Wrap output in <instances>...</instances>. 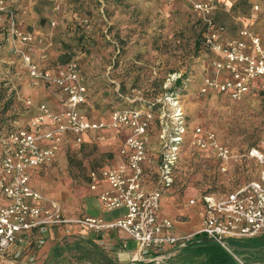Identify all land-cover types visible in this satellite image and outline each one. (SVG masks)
I'll use <instances>...</instances> for the list:
<instances>
[{"label":"rangeland","instance_id":"rangeland-1","mask_svg":"<svg viewBox=\"0 0 264 264\" xmlns=\"http://www.w3.org/2000/svg\"><path fill=\"white\" fill-rule=\"evenodd\" d=\"M10 2L17 8L18 27L31 32L33 40L29 43V53L26 44L9 41L6 28L0 27V119L12 117L21 121L30 111L24 102L28 72L23 53L17 48L37 62L45 61L43 64L58 63L68 54L70 59L82 60L97 77L87 105L91 113L108 118L121 107L114 91L123 87L133 95V102L141 101L139 108L151 110L154 120L149 135L154 141L158 135H175L180 124L186 126L174 182L182 206L183 195L200 191L225 194L232 186L259 176L262 166L249 158H243L241 166L231 169L234 178L219 173L215 158L206 156L191 143L193 127L201 125L241 154L260 145L264 134V81L242 99H234L215 88L203 91L206 79L223 75L214 65L217 55L198 47L203 25L197 22V17L206 24L190 1L173 6L159 0ZM215 2L216 8L209 17L224 28L225 39L238 38L247 29L264 44V0ZM187 3L192 5L194 13L187 10ZM59 4L62 13L58 11ZM105 75H111L110 85L104 86ZM180 77H183L182 85L175 87ZM31 84H34L32 79ZM171 87L174 92L169 90ZM102 139L109 141V137ZM101 141L68 153L66 164L60 161L49 171L47 176L54 184L53 189H59L65 199H80L89 193L90 186L92 189L93 175L98 171L95 163L117 148H107ZM154 143L155 151L160 149L158 140ZM148 148L151 151L149 145ZM79 237L83 236L65 240L62 250L57 252L66 255L64 264H101L92 254V246L82 243ZM39 249L23 252L19 257L9 256L1 264H13L12 260L24 258V264H40ZM179 252L163 260L164 263L192 264L183 258L185 255H177Z\"/></svg>","mask_w":264,"mask_h":264},{"label":"built area","instance_id":"built-area-1","mask_svg":"<svg viewBox=\"0 0 264 264\" xmlns=\"http://www.w3.org/2000/svg\"><path fill=\"white\" fill-rule=\"evenodd\" d=\"M164 1L172 3L176 0ZM188 1L205 20V47L217 55L214 65L223 75L218 79H206L203 91L215 88L234 99H242L251 91L255 80L264 81L261 38L243 29L240 37L225 39L224 28L209 17L216 8L215 0ZM0 27L6 28L7 39L11 42L28 44L33 40L31 32L18 27L17 8L10 0H0ZM17 50L23 53L34 83L53 86L64 93L61 102L65 110L56 113L44 103L27 125L16 121L7 127L0 124V196L9 200L7 204L0 202V256L19 257L34 241L37 247H42L52 228L68 224H77L96 234L123 231L137 241V259L158 264H165L163 260L202 236L232 252L230 239L264 234V134L259 146L241 154L201 125L193 127L192 145L200 152H211L220 173L232 176V162L243 158L254 159L262 169L257 178L239 184L225 194L204 192L199 198H192L190 204L199 200L205 204L202 226L191 233L174 234L173 220L168 217L160 220L159 211L164 194L175 182L186 126L180 124L175 135H162L157 184L148 189L144 181L145 164L149 160V131L154 120L151 110L124 106L113 111L108 121L93 120L83 109L88 87L77 59L48 67L42 66L23 49ZM103 129L131 131L121 149L124 162L100 169L92 181L93 189L100 181L107 184L99 193L105 209L124 208L125 213L113 220L90 215L69 217L58 201L32 187L31 171L53 163L63 146L71 143L79 147L89 131Z\"/></svg>","mask_w":264,"mask_h":264},{"label":"crops","instance_id":"crops-1","mask_svg":"<svg viewBox=\"0 0 264 264\" xmlns=\"http://www.w3.org/2000/svg\"><path fill=\"white\" fill-rule=\"evenodd\" d=\"M25 46H26V51H29L30 53L31 47L29 48V43L26 44ZM44 62L45 61L39 63L43 66L45 65L43 64ZM27 72H28L27 78L29 81V86H27L26 88L27 92L26 95L24 96V98H26L24 102L27 103L28 100L31 101V104H25V106L30 111H29V115L23 118L21 121H19L18 119L15 121L22 125H27L30 122V120L40 112L39 106L44 103L47 104L48 107L53 112L59 113L64 111L65 108L61 102L64 93L61 92L58 88H55L53 86H48L43 83H34L33 80L32 82L34 84H31V77L29 75L28 69ZM261 81H262L261 79L255 80L252 85L251 91L247 95L258 89L259 83H261ZM90 118H92L93 120L108 121L111 118V114L108 118H100L94 113L90 112ZM130 132L131 131L128 129L121 131L112 130V129L89 131L85 135V141L81 146L76 147L73 144L69 143L63 146V148L57 153V156L53 161V163L33 169L31 171L32 187L37 191H39L40 193H42L47 198L58 201L62 207L63 212L72 218L81 215H90L95 217H103L107 220H113L117 217L122 216L125 213L124 208L111 210V211L107 210L102 205L99 199L100 191L104 190L107 187L105 181H100V184L96 189L93 188L91 189L90 186L89 193L82 195L80 199L74 198L71 200L70 198L65 199L64 194H62V192H60L59 189L56 190L53 189L54 184L49 181L47 175L50 170H53L54 165H56L60 161H62L63 164H66L67 161L66 157L68 153L72 151L78 152L81 150L82 147H85L86 145L98 144L100 140H102L101 142H103L104 146L107 148H110V146H117V148L114 151V153H110L106 158L97 161L95 163V169L99 171L102 168L116 167L120 163L124 162V157L121 155V149L124 146L125 140L129 136ZM107 137H109V141H104L102 139ZM150 138L151 136H149L148 145L151 148V151H149V160L145 164L146 176L144 183H146V187L148 189H153L156 186L158 179L159 162L161 157L160 149H161L162 135L157 136V140L159 143L158 146L160 149L156 151L155 149L157 148V145H154L155 144L154 142H157V140L154 141V139L152 138L150 139ZM204 153L206 156L207 155L213 156L211 152H204ZM241 165H242V161L232 162L231 164L232 169H234L235 166H241ZM231 177L234 178L233 173ZM238 185L232 186L231 188H236ZM202 194L203 192L200 191L195 194L183 195V200L185 204L184 206H182L181 205L183 204V201H181L182 197H180V194L175 193L174 183H173V185L170 188H168L166 193L164 194L161 209L159 211V219L161 220L165 217L172 219L174 222V229L172 233L174 234H178V235L187 234L198 230L202 226L205 204L202 202V200H199L194 204H190V200L192 198L197 199ZM0 202L7 204L9 203V200L4 199L2 196H0ZM177 206H179V208H177ZM80 235L86 238H91L92 240L98 238L100 245L102 246L103 249L106 250L108 255L110 257H114V259H116L118 262L122 264H138V262L143 261V260H138L136 258L137 252L139 250V245L137 241H135L133 238H131L127 233L123 231L112 230V231H107L105 233L96 234L87 231L86 229L82 228L77 224H70V225L68 224L66 226L54 227L48 232L46 236L47 239L46 243L39 249L38 260L40 264H64V260L67 259L66 255L65 254L62 255V253L57 254V252L58 251L60 252L62 250L60 248L62 247V244L64 243L65 240L72 238V236L75 237ZM253 238L255 237L242 238V239H253ZM36 247L37 245L34 241L32 244H29L26 247L25 252L31 253L35 250ZM179 251L180 249H178L176 252ZM178 254H180L181 257L185 255V257L183 258L185 260L188 259L189 261L185 249H182L179 253H177V255ZM238 257H241L240 260L242 262L258 261V260H254L256 259L255 252L244 253ZM8 258L9 256L7 257L0 256V264L8 261L6 260ZM25 259L26 258L20 260H12V261L13 264H24L26 262ZM173 259L175 260L176 257L174 256ZM68 264L71 263L68 262ZM165 264H172V263L166 262ZM180 264H184V263H180ZM255 264H264V263H255Z\"/></svg>","mask_w":264,"mask_h":264},{"label":"trees","instance_id":"trees-1","mask_svg":"<svg viewBox=\"0 0 264 264\" xmlns=\"http://www.w3.org/2000/svg\"><path fill=\"white\" fill-rule=\"evenodd\" d=\"M162 3L169 5L172 4L175 5L176 3L183 2L185 0H176L172 3L165 2L163 0H159ZM189 6L187 7V10H189L191 13H194L192 9V5L190 3H187ZM60 9L58 10L60 13L64 12L61 9V4H59ZM197 22L201 23L203 25L201 35L199 36V39L197 41L198 47L201 48L202 51H206L205 47V34H206V26L203 24V21L201 18L197 17ZM74 59V58H73ZM70 56L68 54L65 55V57L59 61L58 63L52 64L50 62L46 63L48 67L55 66V65H65L69 61H71ZM79 63V67L82 73V76L85 80V83L88 87V96L87 100L83 104L84 112L90 117V111L87 108V105L89 103L90 98V91H94L93 86L95 85V76L92 75V73L87 69V66L83 64V61L80 59H77ZM105 85H110L111 75H105L102 76ZM183 77L178 78L175 81V87L182 85ZM170 91L174 92V89L172 87L169 89ZM115 95L117 99L122 104H125L130 107H137L139 108L142 103L141 101L136 100L135 102L132 101L133 95L129 94L128 91H125V89L120 88L119 90H115ZM142 99V98H141ZM119 107V108H121ZM15 118L12 117H4L0 119V124L4 127H7L15 121ZM259 146V145H258ZM215 166L218 168L219 164L217 160L215 159ZM210 192V191H206ZM213 193V192H211ZM79 240L82 243H88L92 246V254L95 255L101 264H122L118 262L114 257H110L105 249L102 248V246L99 243L98 238L95 240H92L91 238H85V237H79ZM229 244L232 247V252L228 251L226 248H224L222 245H220L217 242L212 241L211 239L207 237H200L191 244H189L184 249L187 253V258H189V261L192 262V264H240L237 257L241 256L244 253L248 252H255L256 253V259L254 260H264V234L257 236L253 239H235L232 238L229 240ZM138 264H156L154 261H140ZM158 264V263H157Z\"/></svg>","mask_w":264,"mask_h":264},{"label":"water","instance_id":"water-1","mask_svg":"<svg viewBox=\"0 0 264 264\" xmlns=\"http://www.w3.org/2000/svg\"><path fill=\"white\" fill-rule=\"evenodd\" d=\"M245 263L246 264L264 263V260H258V261H255V262H245Z\"/></svg>","mask_w":264,"mask_h":264}]
</instances>
